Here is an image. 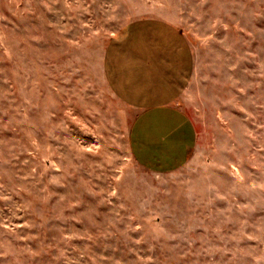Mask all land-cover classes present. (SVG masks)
Listing matches in <instances>:
<instances>
[{
    "label": "rangeland",
    "instance_id": "374dc122",
    "mask_svg": "<svg viewBox=\"0 0 264 264\" xmlns=\"http://www.w3.org/2000/svg\"><path fill=\"white\" fill-rule=\"evenodd\" d=\"M147 17L194 52L176 166L108 82ZM0 264H264V0H0Z\"/></svg>",
    "mask_w": 264,
    "mask_h": 264
},
{
    "label": "crops",
    "instance_id": "0c3cea01",
    "mask_svg": "<svg viewBox=\"0 0 264 264\" xmlns=\"http://www.w3.org/2000/svg\"><path fill=\"white\" fill-rule=\"evenodd\" d=\"M107 68L114 94L140 112L133 127L138 159L174 165L189 159L198 137L179 99L195 59L182 29L165 18L133 22L108 51Z\"/></svg>",
    "mask_w": 264,
    "mask_h": 264
}]
</instances>
